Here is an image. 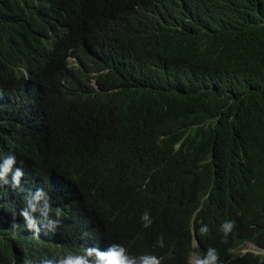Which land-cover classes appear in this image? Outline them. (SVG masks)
<instances>
[{"label": "trees", "instance_id": "1", "mask_svg": "<svg viewBox=\"0 0 264 264\" xmlns=\"http://www.w3.org/2000/svg\"><path fill=\"white\" fill-rule=\"evenodd\" d=\"M185 2L0 0V159L28 181L18 201L0 181V264H102L114 246L193 264L194 245L264 264L231 252L264 248V169L237 147L264 162V111L241 134L243 103L174 54Z\"/></svg>", "mask_w": 264, "mask_h": 264}, {"label": "clouds", "instance_id": "2", "mask_svg": "<svg viewBox=\"0 0 264 264\" xmlns=\"http://www.w3.org/2000/svg\"><path fill=\"white\" fill-rule=\"evenodd\" d=\"M188 13L194 16V21L182 20ZM168 35L176 56L185 60L211 86L230 90L243 103L245 111L238 118L236 127L243 135L254 134L259 113L264 111V0H186L183 13L171 24ZM237 147L247 156L254 172L264 169V162L257 155L256 144ZM4 165H8L6 170L12 172L11 178L15 179L13 176L16 175V180L23 184L19 199H16V192L12 193L15 201L22 200L28 187L27 177L20 171L16 173L14 158L0 159L3 174ZM9 188H12L11 185ZM24 215L28 217L26 212ZM143 218L146 219L147 215ZM57 220L53 215L47 221L48 230L51 223ZM29 223H32L30 218ZM233 227L234 222L225 225L226 229ZM249 243L256 247L250 252L264 254V248ZM97 256L102 264H134L125 256L123 248L115 246L107 253L97 252ZM216 259L212 255L198 264H214ZM63 264L86 262L70 258ZM90 264L100 263L94 259ZM143 264H161V261L156 256H145Z\"/></svg>", "mask_w": 264, "mask_h": 264}, {"label": "rangeland", "instance_id": "3", "mask_svg": "<svg viewBox=\"0 0 264 264\" xmlns=\"http://www.w3.org/2000/svg\"><path fill=\"white\" fill-rule=\"evenodd\" d=\"M70 62H72V59H70ZM5 166V170H4V174H3V178L0 180L2 183H9L11 185L12 188H16V199H19L20 194L23 192V184H20L19 181L16 180L17 176L14 175L13 177H15V179H12V175H11V171L6 170V168L8 167V165H4ZM18 185V188L16 187ZM249 242H247L243 247H241L240 249H233L232 253L233 255H238L241 253H244L246 251H252L254 248V246L252 245H248ZM250 244V243H249ZM199 261V252L197 247L194 245L193 249L191 251V254L189 255V262L193 263V264H197Z\"/></svg>", "mask_w": 264, "mask_h": 264}, {"label": "water", "instance_id": "4", "mask_svg": "<svg viewBox=\"0 0 264 264\" xmlns=\"http://www.w3.org/2000/svg\"><path fill=\"white\" fill-rule=\"evenodd\" d=\"M95 85L97 86V83H95ZM255 251H258V252H260V250H255Z\"/></svg>", "mask_w": 264, "mask_h": 264}]
</instances>
